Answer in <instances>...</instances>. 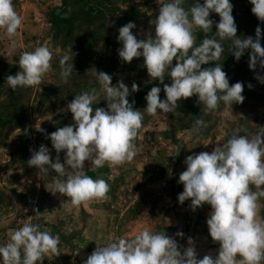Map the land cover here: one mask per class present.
<instances>
[{
	"label": "rangeland",
	"instance_id": "rangeland-1",
	"mask_svg": "<svg viewBox=\"0 0 264 264\" xmlns=\"http://www.w3.org/2000/svg\"><path fill=\"white\" fill-rule=\"evenodd\" d=\"M170 2L13 0L22 25L11 38L0 29V221H3L0 246L10 242L15 230L31 223L60 240L58 254H46L43 264H82L97 245L105 246L120 238L130 240L144 230L167 234L182 248L188 246L189 237L193 238L198 258L210 253L218 255L220 246L213 243L206 223L211 206L205 204L193 212L191 200L181 205L178 195L184 186L178 183L179 175L186 170L187 156L211 153L215 146L223 145L233 135L251 139L264 131V118L255 116L257 111L264 112V106L248 99L232 107H225L221 102L209 113L202 111L204 105L197 103L198 96H193L179 101L175 114L158 109L155 116H150L144 111L145 96L152 87H160L161 99H166L163 84L151 80L143 57L131 64L121 62L117 51L122 47L116 39L118 29L132 21L137 25L133 33L138 39L144 38L150 27L154 31L149 21L158 15L160 4ZM198 2L203 4L204 0H183L181 7L188 10ZM215 31V23L207 34L196 29L195 46L205 38L219 40ZM40 46L52 53L51 68L44 76V83L13 91L6 77L20 71L18 60L24 52H33ZM222 47L224 52L218 63L231 83L234 74L225 70L227 47ZM66 55L70 57L68 63L73 65V72L65 84L60 76V60ZM209 66L215 64L203 67ZM94 68L111 75L113 85L121 79L130 91L134 82L139 85L140 90L132 93L129 101H135L134 107L144 114V119L134 140L136 155L132 162L115 167L105 163L99 168L90 161L85 162L86 175L108 183V198L73 207L67 197L50 192L56 179L67 180V172L64 177H58L54 170L38 176L39 170L29 167L27 161L31 150L38 151L42 144L50 149L55 160L57 153L46 136L58 127L74 123L72 114L64 110L76 95L96 90L99 100L92 105L93 109L107 108ZM171 82L170 77L165 78V83ZM247 88L244 85L243 93H247ZM50 114H53L52 121L46 120ZM198 119L207 124L199 131L194 128ZM38 121L44 131L36 130ZM64 155L60 153L62 163ZM250 187L257 191L254 185ZM258 203L264 209V197ZM178 232L184 234L183 238L176 235Z\"/></svg>",
	"mask_w": 264,
	"mask_h": 264
},
{
	"label": "clouds",
	"instance_id": "clouds-1",
	"mask_svg": "<svg viewBox=\"0 0 264 264\" xmlns=\"http://www.w3.org/2000/svg\"><path fill=\"white\" fill-rule=\"evenodd\" d=\"M183 0H172L159 6L158 15L149 21L153 27L144 38L138 39L133 33L137 25L129 21L118 29L117 49L121 62L131 64L143 57L144 67L152 81L163 84L166 99L162 100V89L154 86L145 96L147 106L144 111L155 116L158 109L163 113H173L179 108L178 102L198 96L202 111L214 112L223 102L225 107L242 104L244 84L236 82L230 86L227 73L218 61L224 48L220 41H231L233 56L237 61L249 52V67L254 72L259 66L264 69V29L257 26L255 38L237 36V24L233 16L230 0H204L185 10ZM251 11L264 24V0H250ZM219 15L218 23L210 19L211 13ZM191 16V19H189ZM215 23V38H205L195 46L193 35L196 29L209 33ZM22 18L15 10L13 0H0V29L8 37L17 35ZM52 53L45 46L33 52H24L18 60L20 71L8 75L6 83L13 90L34 87L44 83V76L51 68ZM69 56L60 60V76L64 83L73 72L68 63ZM175 60V64L173 61ZM215 64V66L203 67ZM95 69V68H94ZM101 85L107 108L92 105L99 100L96 90L83 92L68 102L64 110L72 114L74 123L58 127L48 134L52 147L57 153L55 160L50 149L40 145L39 150H31L27 161L29 167L38 169L37 175L54 170L58 177L50 191L70 199L71 206L79 207L92 200H106L110 187L104 179L94 180L85 174V162L92 166H121L132 162L136 155L134 140L142 127L144 114L130 103L129 96L140 90L135 82L129 87L119 80L112 83V76L95 69ZM171 78V84L165 78ZM255 78L264 84V76ZM249 88L252 85L249 83ZM46 120L52 121L53 114ZM204 120L195 121L194 128L206 127ZM37 131H44L38 121ZM65 153L61 162L60 153ZM186 170L179 175L178 183L184 186L178 195L181 205L191 200V210L195 212L205 204L211 206L206 220L213 243L219 244L218 255L211 253L198 258L193 238H188V246L182 248L175 238L164 233L144 230L133 239L120 238L105 246L97 245L82 264H261L264 260V222L257 219L260 197H264V131L249 139L246 135H233L223 145L215 146L209 152H200L186 157ZM254 185L257 191L251 190ZM64 202H62V206ZM70 211V209H68ZM3 223V221H0ZM183 238L182 232L176 233ZM59 237L47 231H40L39 225L25 223L15 230L10 242L0 246L2 264H43L48 253L58 254ZM239 257V260H237Z\"/></svg>",
	"mask_w": 264,
	"mask_h": 264
},
{
	"label": "crops",
	"instance_id": "crops-1",
	"mask_svg": "<svg viewBox=\"0 0 264 264\" xmlns=\"http://www.w3.org/2000/svg\"><path fill=\"white\" fill-rule=\"evenodd\" d=\"M230 3L233 4V16L235 19V22L237 24V36L241 38H245L247 36H252L255 38V30L257 26H260L262 29H264V24H261V22L258 20V18L252 13L251 9L253 5L250 3V0H230ZM210 19H212L214 22L218 23L220 20V17L216 13L210 14ZM262 46H264V39L261 40ZM222 45H225L227 47V64H226V71H229L234 74V79L230 83V86L235 84L236 82H242L244 85H249V83L252 85V88H247V93H243L242 95L245 97V100H253L256 102H260V105L264 106V84L260 83L255 76L257 74L264 76V69H260L259 66H257L256 71L250 69L249 67V52L246 51L245 54L241 57L239 61L235 59L233 56V47L231 44V41L225 40L223 41ZM230 81V80H229ZM257 92L258 94H255L254 92ZM259 115V117L264 118V112L257 111L255 113ZM259 129V128H257ZM260 205V204H259ZM261 210L264 212V209H262L259 206L260 212H258L259 216H257V219L264 222V213L261 212Z\"/></svg>",
	"mask_w": 264,
	"mask_h": 264
},
{
	"label": "built area",
	"instance_id": "built-area-1",
	"mask_svg": "<svg viewBox=\"0 0 264 264\" xmlns=\"http://www.w3.org/2000/svg\"><path fill=\"white\" fill-rule=\"evenodd\" d=\"M2 259H3V258H2V257H0V264H2Z\"/></svg>",
	"mask_w": 264,
	"mask_h": 264
}]
</instances>
